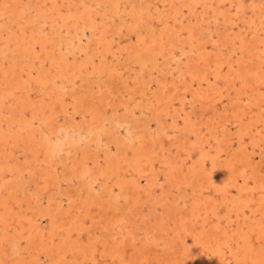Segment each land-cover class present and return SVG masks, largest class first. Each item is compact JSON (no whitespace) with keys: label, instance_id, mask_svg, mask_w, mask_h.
Returning <instances> with one entry per match:
<instances>
[{"label":"bare ground","instance_id":"bare-ground-1","mask_svg":"<svg viewBox=\"0 0 264 264\" xmlns=\"http://www.w3.org/2000/svg\"><path fill=\"white\" fill-rule=\"evenodd\" d=\"M166 12L171 15L167 17ZM124 28L129 36L125 39L121 35ZM86 36L92 39L89 45L84 42ZM118 38V47L128 42V48L112 52L110 40ZM88 46L98 51L90 75L85 72L90 58L77 70L64 55L82 56ZM209 48L208 56L193 64L197 65L193 74L200 78L197 92L193 90L198 103L183 126L170 135L187 143L198 126L204 125L209 137H201L198 145L204 151L193 159L196 165L178 176V162L173 161L174 173L168 175L165 171L171 162L165 156L171 138L157 139L150 152L152 136L143 142L144 135L134 133L129 117L117 113L108 117L106 112L114 100L111 95L127 100L120 103L125 114L134 101L139 108L148 102L163 122L167 117L178 119L179 112L171 113L174 105L170 101L179 80L175 84L166 74L178 72L192 79L193 74L186 72L189 56ZM177 55H186L188 60L172 69ZM123 76L127 82H122ZM86 77L95 80L96 101L84 97L94 90L86 89ZM231 85H239L240 94L228 96L224 104L223 96ZM140 89L138 99L134 95ZM66 94H71L74 106L77 94L83 102L79 125L57 119L61 107L69 108ZM228 119L235 126V136ZM112 132L121 137H106ZM249 135L256 140L251 144L253 150L262 147L264 155V0H0V264H6L3 243L13 236L27 245L22 246L27 247L29 258L9 264H38L41 257L46 264H181L184 252L186 257L189 251L199 250V264L206 260L204 252L213 254L211 259L206 257L208 264H214L213 260L219 264L216 255L223 254L226 247L235 248L234 264H264V255L253 248L264 240V159L261 164L252 163L254 153L245 142ZM89 146L96 148L93 154ZM225 151L228 154L223 159ZM16 152L23 153L26 162H16ZM59 160L69 165L72 175L79 174L77 182L86 194L82 203L77 201L80 194L73 191L65 195L66 206L56 203L55 191H60L59 181L63 180L58 181L56 174ZM30 161L35 165L28 164ZM23 175L33 188L16 199L9 183ZM241 178L243 187L238 185ZM250 180H254V189ZM187 187L195 192L186 196L191 197L188 206L169 204L171 188L181 196ZM237 188L244 194L237 199L229 195L233 207L240 209V201L246 204L258 196L259 213L252 210L250 217L243 216L242 231L234 236L215 227L214 242L222 236L220 241L213 245L194 237L193 244L186 247L185 236L194 234L211 211L200 192L216 197L214 203L224 206L229 201L225 194ZM105 198L110 200L105 202ZM157 206L162 208L154 209ZM152 212L157 213L154 236L152 222L145 223ZM241 212L244 209L236 211L237 216ZM94 214L105 224L97 226L101 233L95 236L85 225L86 218ZM45 219L47 226H43ZM140 223L145 225L143 239L138 236ZM206 238H211V232ZM243 239L250 243L240 247ZM155 248L166 249L162 258L150 259Z\"/></svg>","mask_w":264,"mask_h":264},{"label":"rangeland","instance_id":"rangeland-1","mask_svg":"<svg viewBox=\"0 0 264 264\" xmlns=\"http://www.w3.org/2000/svg\"><path fill=\"white\" fill-rule=\"evenodd\" d=\"M164 14L167 17L171 15L170 12H166ZM139 29H141V27L138 28V30ZM126 32L127 31L124 28L123 31H122V33H121V35L123 36V39H125L126 37H129L128 36V33H126ZM236 32H237V30H236ZM89 35L90 34L88 33V36ZM88 36H86V37H88ZM85 38H84V40H85L84 42H86V45H89V43L92 42V39L90 37H88V38H86L87 39L86 40ZM118 40H119V38L117 40L116 39H111L110 40L111 41L110 47L112 48L111 49L112 52H115V51L118 52L119 49L128 48L127 47V45H129L128 42L124 43L121 47H118V45H117V41ZM201 44L202 43H198L196 45L198 46V45H201ZM178 51H180V50H178ZM207 53L208 54L210 53V48L207 50V52L201 53V55L197 51H195V54L189 56L190 59H191V61L188 62V65H189L188 68L189 69H187L186 72L189 73L190 75L193 74V72L196 71V69H197L196 68L197 65L193 66V64L202 61L205 57L208 56ZM64 55L67 56L68 63L70 64L71 68L72 67L73 68L78 67L77 70L81 69L80 67L82 65H86V63H88L86 61L90 58L89 59V63L90 64L88 65L89 70L88 71H85V72H87L88 75H90L92 73V71H93V66L95 65V62L97 60L98 51H97V49L95 47H89L88 46L86 48V53L84 55L81 54L83 57L80 56V55L79 56H77V55L69 56L67 54H64ZM177 56L178 57H177V59L175 58L174 63L171 62V66L173 65L172 66V69L175 68V67H177V63L178 62H179V64H181L182 62L185 63V61L188 60L187 57H186V55L185 56L177 55ZM109 59H111V57H109ZM84 62H85V64H84ZM169 70H171V69L169 68ZM165 71L167 72L168 70L165 69ZM171 73H172V70H171ZM177 73H175V75H173V76H170L171 74H170V71H169V73L167 72V74H166V78H168V80H170V81H174L175 84H177L176 83L177 82L176 79L179 80V84H178V86H176L177 89H178V91L173 96V101L172 100L170 101V103H173V105H174L173 106L174 108L171 110V113L174 115V114H177L179 112L180 117L178 119L175 118V120H174L172 117H167V118L164 119V121H166V122H163V120L160 119V117L157 115L158 112L153 111L154 108H153L152 104H149L148 102H144V103H141V104L138 103L139 105H141V107L139 108L138 105H137V102L134 101L133 102V105H131V111L128 114H125L126 111H125L124 107L120 103L123 102V101H127V100H125L124 98H121L119 100H116V98L113 96V94L111 95L112 96L111 98H114V100L111 101V103H112L111 104V107H108V111L106 112L107 115H108V117H109V114H110V116H112V114H114V113H117L120 116L121 115H124V116L129 117V119L131 121L130 124L133 127L132 129H134V133L141 132L144 135L143 142H147L148 141L147 140V136H149V135L152 136V139L149 141V143H153V147H149V151L150 152L155 148L154 145L156 144L155 142H156L157 139H160V140L164 139V141H166L167 140L166 137H170V135L173 136V134H175V132L177 130H179L181 128V126H183L182 123L184 121V118L186 117V115L190 116V113H192V109H193L192 107L196 103H198V100L195 99V95H194L193 90L195 92H197L196 89H197L198 86L196 85V82H198V80L200 78L195 73H194L195 75L193 74L192 79H190L189 77L184 78V77H182L181 73L179 75ZM156 76H158V78H161V76H159L158 73L156 74ZM122 78H123V81L122 82H127L126 76H123ZM94 81H95L94 78L92 79V78H87L86 77V79H85L84 85H86V89H89L88 87H90V88L91 87H94V90L91 89L92 90V94L91 95H88V94L85 93V96L84 97H85L86 101H90L92 99H95V101H96L98 99V96H97L98 90L96 89L97 87H95V86L92 85V82H94ZM212 82H214V80ZM183 83H185V85H183ZM153 85H154L153 88H155V84H153ZM232 85L229 88V90L223 96L224 97V100L226 98V100L223 102L224 104H227V101H228L227 100V97L228 96L233 97L235 93L236 94H240V89H239L240 86L239 85L232 86ZM184 87H187V89L185 90ZM128 89L131 90V91H133V93L136 92V91H134L132 89V87H130ZM82 90L83 89H81V91ZM140 90H137V94L134 95V97H136V98L139 99V97H140L139 94L142 93V90L141 91ZM67 96H69V97H67ZM78 96L80 97V95H78V94L76 95L77 101H75L76 102V106H74L73 104L70 103V102H72V99H71L72 96H71V94H66V97H65L66 99L65 100H67L66 103L69 104V108L67 109V107H64V106L61 107L60 113H59L58 118H57L60 123H69V124L72 123L74 125H79V123H82L83 122V118H82L81 112H80L81 109H82V106H83V102H82V100ZM140 99L142 100V98H140ZM118 103L121 106H118ZM219 103H218V107L221 110V106L219 105ZM160 120H161V122H159ZM230 121L232 122L231 119H228V122L227 123L230 125L229 128L232 129V135L235 136V133H236L235 126L233 124H231ZM104 125L107 126V123L104 124ZM101 127H103V126H101ZM101 127H99L98 130H101L102 131V129L104 127L103 128H101ZM105 129L108 130V128H105ZM197 130L198 131L195 130L196 133L192 135L191 139L187 143H182L181 141H178L177 142L175 140L176 138H174V137H173V139H172V137H170L171 138V141H173L172 143L170 141H167L168 142L167 143L168 146L166 148L167 149L166 150V153L167 154H166L165 157H167V159H169L168 161L171 162V164H170V167L171 168H169V170L166 169V171H165V172H167L168 175L169 174L172 175L174 173L173 166H175V165L172 166L173 161L176 162V160H177V162H178L177 167L175 166V171L177 173L176 175H178V176H181L182 173L189 171V169L193 165H196V164H194L195 162H194L193 159L198 154H200V153H202L204 151V149H203L202 152H200L201 146L198 145V144L201 142V137H203L205 135H208V133H209V132H207V129H206V127L204 125L198 126ZM162 131H164V132L161 134ZM198 132H202L204 135L201 136ZM106 137H108V138L111 137L112 139H114L116 137L118 139L121 136H119V135L116 136L112 132L111 135L106 136ZM208 137H209V135H208ZM199 139H200V141H199ZM254 141H256V140L251 135L245 137V142L247 143V147L249 148V151H251V152L253 151V153H254V154H252V158H253L252 163H254V165L255 164H261L263 162L261 160L264 159L263 158L264 155H263L262 147H257L256 148V151H254L253 150L254 147L251 145V144L254 143ZM175 142H177L176 146H175ZM204 142H205V140L203 141V143ZM234 144H235V147H236L237 139L234 141ZM201 145H203V144H201ZM89 147L92 148V146H89ZM92 149H93V151L91 153L93 154L95 152L96 148L94 147ZM18 153L19 152H16L15 153L14 160L16 162H21V163L26 162V159L27 158L25 157V155L23 153H19V154ZM227 154H228V152H226V151L223 152V155H224L223 159H225L227 157L226 156ZM101 155H102V157L105 158V155L103 154V152L101 153ZM253 156H255V157H253ZM62 162L59 160V163L57 162L56 165H55L56 168H57V171H58V173L56 171L57 178H59L58 181L63 179L62 182L59 181V190L60 191H57V189L55 191L56 203H60V204H63L64 206H66L67 203L65 202V198H66L65 195L69 191H73L75 194H80V196L78 197L77 201L79 203L80 202L82 203V200L85 199L84 197H86V194L82 191V187L79 184V182H80L78 180V179H80V178H78L79 177V174L77 173V174H73L72 175V172L70 170L69 165L68 164H64ZM28 164L35 165L31 161ZM156 165H157V170H159V168H160L159 162ZM232 176H234V174H232ZM162 178H164L166 181L168 180L164 176H162ZM5 179L7 180V177ZM74 179L76 181H74ZM64 180H66V181H64ZM77 180L79 182H77ZM161 180H163V179H161ZM250 182L252 183V184H250L251 189H254V180H250ZM1 183L2 182H0V185H1ZM13 183H14V185H13ZM65 184H67V185H65ZM70 184H72V185H70ZM77 184H79V185H77ZM244 184H245L244 178L239 179V183H238L239 187H243ZM74 186H75V188H74ZM9 187H10V190L13 191V193L17 197L16 199H21L23 197L22 194H25L28 191L29 188H33L31 186V181H30V179L28 178L27 175H23L19 179H16V180H12L9 183ZM98 188L99 187L97 186L96 189H98ZM231 188H233V187H231ZM172 190H173V192H172ZM170 191H171V194L168 195V197H169L168 198L169 204H172L174 206L175 205H178L180 207H182V205L183 206H185V205L188 206L189 203H190L191 197L187 199L186 196L189 197L191 194L192 195L195 194V192L193 193L191 187H187L186 188V193L184 192L185 195H181V196H179V194H176L175 189H173V188H171ZM200 193H201L200 195L205 199L204 201H207L209 203L208 209H211V211H208V214H206L207 215L206 216V220L202 221V224L201 225H197L196 226L197 230H194V234L190 233V234H187L185 236L186 247H189V245H192L193 244L194 237L197 238L198 240L200 238V239H202V241H204L206 243H208L207 242V240H208L213 245H214L215 242L220 241L222 239L221 238L222 236L220 237V239H218L217 241L214 242V238L215 237L212 236V230L215 227H217V229L219 228L217 231H219L220 233H225L227 236L228 235L234 236V235H236V234H238V233H240L242 231L241 229L243 227V221H244V217L243 216L246 215V216L250 217L252 210H255V211H257V213H259L258 210L260 208V205L258 204L259 202L256 201V198L258 196H252V193H251L252 198L249 200L250 203L248 202V203L244 204V201H240V205H238L240 207V209H238L237 207H233V203H232L233 201L230 200V197L231 196H234L235 199L242 198V196H243L242 194H244L238 188L237 189H233V190L230 189L229 192L227 194H225V195H227V197H228L227 199L229 201L224 202L223 203L224 206H219L216 203H214V198H216V197L209 198V197H206V195H203V191L200 192ZM229 195H231V196H229ZM62 197L64 199H62ZM46 198H47L46 200H48V197H46ZM221 199H223V196H221ZM109 200H110V198H105V202H107ZM187 200H188V202H187ZM253 200H254V202H253ZM219 201H220V199H216V202L217 203ZM43 202L45 203L46 201L44 200ZM220 205H221V202H220ZM24 208H25V205H24ZM45 208H46V206L44 205L43 206V209H45ZM148 208H149V206H147L146 209H148ZM161 208L162 207L157 206L154 209H161ZM242 209H244V214H243V212H241L240 213V216H237L236 211H240ZM155 213L156 212L150 213L149 216H148L147 221H145V223L147 222L148 224H151V222H152V224L150 225L151 226V234H152V236H154V234L156 233V229H157V227H156L157 226V222H156V217H157L156 214L157 213L156 214ZM153 214H154V216H153ZM155 215H156V217H155ZM101 221L103 222L101 216H98L97 214H94L93 218L90 217V216H88L86 218V223H85V225L88 228H86V226H85V228L88 231H91V232L93 230L94 231V234H93L94 236L96 234L98 235L101 232L98 230L97 226L98 227H99V225H100V227H104L105 226L104 222L102 223ZM47 225H48V219H45V221L43 223V226H47ZM102 225H104V226H102ZM139 226L141 228L138 229V231L140 233V234H138V236H139L140 239H143L145 225H142L141 226V223H140ZM2 231H3V227L0 225V237H1ZM210 232H211V238L208 239L206 237L208 236V234ZM106 233L107 232L105 231L104 232V235H106ZM246 233L248 234V231L247 230H246ZM13 237H14V239L9 240V242H8V240H5L4 243H3V245H4V247L6 249L3 247L2 251H4V252L2 254H3V257L5 256L4 257V262H6V264H9V263H11V261L13 262L14 260L15 261L16 260H19V259H21V260H28L27 258H29L28 257L29 254H28V251H27V247H24L26 244L24 242H21L17 236H13ZM149 240H151V239H149ZM144 241H146V240H144ZM0 242H1V238H0ZM6 243L8 244V246L6 245ZM147 243H149V245L152 248L154 247L153 242L148 241ZM249 243L250 242L247 241V239L246 240L243 239V240L240 241L239 245H240V247H244V246L248 245ZM9 244H11V245H9ZM22 245H24V246H22ZM204 245L205 244L203 243V246ZM0 246H1V244H0ZM138 247L140 248L142 246H138ZM19 248H20L21 251L19 250ZM253 248H254V251L255 250L256 251L257 250H260L261 253L264 255V240H261L259 242V244H256V245L253 244ZM22 249H24L23 252H25V251L26 252L25 253H22ZM234 249L235 248L226 247V250H225V252L223 254H217L216 255V258L220 257V258H218V259H220L218 261V263L221 264L223 262L222 264H234L236 262V259H235L236 257L234 256L235 252H233ZM17 250H19V252ZM176 250L178 252L177 253L178 257H182V255H181L182 253L179 254L180 248H177ZM176 250H175V252H176ZM13 251H16V252H14L15 254L13 253ZM165 251H166V249H164V248L162 249V251L159 250L158 248H155L154 251L152 252L153 257H151L150 259H152V258H154V259L155 258H162L163 257V253ZM10 252H12V254ZM8 253H9V255H8ZM199 253H200V250H199V252L196 251L195 253H193L192 251H189L188 252L189 255L186 254V257H185V252H184V256H183V260H182L183 262H181V264H186V262H188L189 260L192 261V262L195 261L194 264H199V261H198L199 259H197L198 256L200 255ZM22 254L24 256H27V257H24ZM20 255H21V257H20ZM132 255H133V253L130 252L129 253V259H132ZM212 255L213 254H211V253H205L204 252V256H206V257L208 256V259H211V257H213ZM157 256H160V257H157ZM206 257H204L206 260H204V261L202 260L200 264H208L210 262V260H207ZM15 258H17V259H15ZM6 259H7L8 262L6 261ZM43 259H44V257L39 258L38 264H46V262H48L47 260H43ZM237 259L241 260L240 258H237ZM185 260H186V262H185ZM213 263L216 264L214 260H213Z\"/></svg>","mask_w":264,"mask_h":264}]
</instances>
